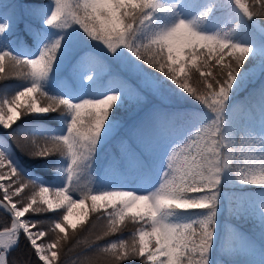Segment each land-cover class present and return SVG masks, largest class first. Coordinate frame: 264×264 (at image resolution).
<instances>
[{
	"label": "snow or ice",
	"instance_id": "snow-or-ice-1",
	"mask_svg": "<svg viewBox=\"0 0 264 264\" xmlns=\"http://www.w3.org/2000/svg\"><path fill=\"white\" fill-rule=\"evenodd\" d=\"M233 3L249 20L264 18V0ZM181 8L192 12V18H182ZM227 11L226 0H33L0 12V36L7 39L22 23L39 45L34 56L0 51V82L30 81L0 99V127L11 130L30 159L59 155L69 161L63 185L47 184L21 169L6 141H0V212L9 221L0 231V264H31L15 255L22 239L42 264H63V250L79 242L71 217L79 215L83 222L90 212L105 220L106 228L89 250L109 257L112 264H210L225 174L264 189V28L256 49L234 41L228 32L208 34L197 28L210 15L219 19ZM157 13L175 14L177 20L145 35ZM74 25L79 26L75 36L63 31ZM65 50L77 53L69 74H84L95 86L78 101L44 88ZM254 56L259 63L250 59ZM257 76L259 133L252 127L255 117L245 119L254 108L231 104L242 83ZM187 98L206 111L179 113L188 120L177 123L172 109ZM125 107L147 111L125 123L117 116ZM57 111L70 116L64 135L37 138L21 123ZM110 142L119 154H109L98 181L105 186L97 188L93 165L98 149ZM153 169L158 179L150 190L144 191L143 184L129 188L127 174ZM261 196L264 192L248 207L264 227ZM58 209H63L59 218L47 229L41 227V214ZM189 209L204 214L175 219ZM236 210L245 209L241 205ZM128 222L136 225L129 239L98 243L120 233ZM228 247L256 254L247 241Z\"/></svg>",
	"mask_w": 264,
	"mask_h": 264
},
{
	"label": "trees",
	"instance_id": "trees-1",
	"mask_svg": "<svg viewBox=\"0 0 264 264\" xmlns=\"http://www.w3.org/2000/svg\"><path fill=\"white\" fill-rule=\"evenodd\" d=\"M3 0H0V5H4L0 12L8 13L11 5L15 4L18 6H27L33 3V0H9V2L2 4ZM45 4H50V0H43ZM228 7L233 10L232 26L230 28L232 39H248L260 38V29L264 28V18L254 17L249 20L244 14L235 6L233 0H226ZM164 13H157L153 20L150 22L148 27L145 29V35H148L160 28ZM214 15H211L206 20H214ZM213 22V21H212ZM79 30V26L74 25L72 28L66 29L64 32L72 33L73 36L76 35V31ZM52 33L57 32L56 29L51 30ZM8 49L13 54L17 56H33L39 51V46L34 38V36L24 28L21 23L17 26V32L7 39L0 36V51ZM65 53L64 56H61ZM58 57L57 64L59 60L67 61L72 65V62L77 53L69 52L67 50L62 51ZM69 58V59H68ZM253 59V63H259L260 58H250ZM7 64V61H6ZM56 64V66H57ZM247 67H252L248 65ZM7 71V68H6ZM67 72V73H66ZM63 73L58 67L54 68L53 73L49 76L48 80L44 82V88L49 94L54 96H62L65 98L79 97L82 93L78 83L75 81V77L71 76L68 71ZM30 84L28 80H22L18 78H9L8 80L0 82V99L5 96L14 95L15 92L22 89V87ZM261 80L257 76L251 79L250 77L246 79L241 87L234 93L231 104L242 106L249 98H256L259 95ZM95 87V86H93ZM182 103H187V112L203 110L198 102H195L191 98H187ZM187 107H177V112L184 111L182 108ZM143 109V108H142ZM140 109V110H142ZM140 110L134 108H122L118 113V119L125 123L134 121L136 113ZM67 114H62L61 112H51L46 115H33L26 117L22 124L27 126L29 134L37 137L43 138L45 136L52 135H64L65 133V118ZM19 123V121L17 122ZM16 127V125H13ZM0 141H6L5 147L8 148L11 158L15 163L27 173L32 174V177H39L44 183L55 184L56 186H62L65 180V174L63 169L65 168L66 158L59 155L48 157L46 159H30L22 148L19 146L16 137L11 133L10 129H4L0 127ZM119 154V149L116 147L115 142L107 143L100 147L97 152V158L93 165L94 171L91 173L93 177L96 178L97 183L95 187L100 188L105 185L100 184L99 178L103 175L104 168L107 163L109 154ZM57 168L60 171H56L53 168ZM133 173L127 174L125 177L127 180L132 179ZM231 176H234L230 173ZM31 178V177H30ZM229 181H224L221 185V198L219 211L217 213V225L216 229L221 222L229 219L230 211L237 209L239 206L243 205V211H237L239 214V220L236 221L240 232L253 241L255 244L261 246L264 250V227L261 226L260 221L251 219V209L248 208L244 203L238 199V196L243 198V192H246L251 197H257L258 194L264 192L258 186L240 184L235 181V179L227 177ZM234 184V185H233ZM0 197H2V191H0ZM261 196L260 198H263ZM63 209H58L56 211H50L48 213L41 214L39 217L44 223L41 227L47 229L51 222H54L59 218L60 213ZM191 210H182L179 212L180 215L190 214ZM97 214L90 212L88 218L84 219L83 222L77 225V233L79 234V242L72 243L70 247H66L63 250V255L60 256V260L63 264H87L89 260L93 261V264H112L109 257L98 256L94 252L89 250V243L96 242L95 237L103 233L106 228V221L101 219L97 220ZM9 224L7 216L0 212V230L7 227ZM91 226L87 231H82L83 228ZM136 225L128 222L127 227H124L120 233L114 234L112 236L106 237L104 240L99 241L103 245L106 241H114L118 239H129L132 232L135 230ZM219 236L216 235L213 243V251L210 257V264H217L219 260L226 259L230 261L231 264H251L250 258H243L232 252L223 251L221 247L217 245ZM15 255L19 258L28 260L31 264H42L38 261V258L33 255L30 246L23 239L20 241V245L17 249ZM138 264V262H135Z\"/></svg>",
	"mask_w": 264,
	"mask_h": 264
},
{
	"label": "rangeland",
	"instance_id": "rangeland-1",
	"mask_svg": "<svg viewBox=\"0 0 264 264\" xmlns=\"http://www.w3.org/2000/svg\"><path fill=\"white\" fill-rule=\"evenodd\" d=\"M1 2H2V4H5V3L9 2V0H3ZM166 2H170V0H166ZM203 3L209 4V3H211V0H203ZM179 15L182 18L188 20V19L192 18L193 13L190 11H189V13H185L184 9H182V10H179ZM232 19H233V10L231 9V7H228V11H227V14L225 16L220 17L219 19L217 18L215 21L211 20V19L202 21L197 25V28H198V30H201V31L208 33V34H214L216 32H222V33L228 32V33H230L231 32L230 28L232 26ZM176 20H177V16L175 14L164 13V16H163V19H162V22H161L159 29H165V28L171 27L176 22ZM57 31H60V30H57ZM63 31H66V30H63ZM231 37H232V35H231ZM235 41H238V42L243 43V44L251 45L254 47V49L259 48V46H260V38H258V39H254V38L236 39ZM64 54L65 53H62L61 56H64ZM253 58H260V57L254 56ZM67 61L59 60L56 68L58 67V69H61L63 71V73H65L66 71H68V73H69V69L71 68V64L68 63ZM75 78H76L75 81L78 83L82 94L77 98L74 97V98H70V99H72L74 101H78V100L88 96L94 85H92V83L90 81H87L86 75H84V74H81L80 76L75 77ZM27 86H29V85H27ZM27 86H24V87H27ZM24 87H22V88H24ZM259 103H260L259 97H256L255 99L252 98V99L248 100V102H245V104L242 106V107L254 108V110H255L254 113H252L251 111L246 113L245 119H248L249 117H252V116L255 117V119L252 121V127L254 128L255 132H257V133H259L262 130L261 129V122L259 119ZM187 105H188L187 103H181L172 109V111L174 113H177V115L175 116V120L177 123H185L188 120L187 116L181 117L179 115V113H186L187 112V109H188ZM182 106L187 107V108H182L184 111L177 112V107H182ZM188 106H190V105H188ZM200 106L203 107L202 105H200ZM146 111H147V107L140 110L138 113H136L134 120L142 117ZM198 111L202 112V111H206V110L203 109V110H198ZM69 120H70V116L67 115V117L65 118L66 122H65V126H64V129H65L64 133H66V131H67V125H68ZM68 163H69V161L66 159V161L64 163L65 168L67 167ZM227 177L233 178V179H235L236 182L243 184L240 181H238L235 178V176H231L230 172L225 174L224 181H226V182L229 181ZM157 179H158V173L153 169L151 172H149L147 174H141V173L134 172L132 179H129L127 181H128L130 189L136 187V185H138V184H143V186H144L143 190L148 191V190H150L149 186L152 184L153 181H155ZM242 195H243V198L238 196V199H240L241 202L244 203L247 207L250 204L251 200L256 198V197H251L246 192H243ZM262 199H264V197ZM248 208H250V207H248ZM190 210H191L190 214L180 215L178 213L176 215L175 219L186 221V220L194 219L198 215L204 214V210L189 209V211ZM76 211L79 212V210H76ZM185 211H188V210H185ZM229 214H230L229 219L221 222L216 229V235L219 236L218 241H217V245L219 247H221V249L223 251L225 250L226 252H232V253L239 255L243 258H250L252 261L251 264H261V262L264 261V250L261 248V246L255 244L253 241H251L250 239L245 237L240 232V229L236 223V221L239 220V214L236 212V209H234L233 211H230ZM251 214H252L251 219L260 221V217L252 209H251ZM71 219L73 220V222H77V225L81 223V222H79L81 219L79 215L74 214L73 217H71ZM234 236L238 237L239 239L234 238ZM241 240L247 241V242H250L251 244H253L255 249H256V254L255 255H249L248 253L243 252V251H229V247H228L229 243H231L232 248L235 249ZM217 264H231V263H230V261L223 259V260H219L217 262Z\"/></svg>",
	"mask_w": 264,
	"mask_h": 264
},
{
	"label": "bare ground",
	"instance_id": "bare-ground-1",
	"mask_svg": "<svg viewBox=\"0 0 264 264\" xmlns=\"http://www.w3.org/2000/svg\"><path fill=\"white\" fill-rule=\"evenodd\" d=\"M182 9H184V12H185V13H189V11H188L187 9H185V8H181L180 10H182Z\"/></svg>",
	"mask_w": 264,
	"mask_h": 264
},
{
	"label": "water",
	"instance_id": "water-1",
	"mask_svg": "<svg viewBox=\"0 0 264 264\" xmlns=\"http://www.w3.org/2000/svg\"><path fill=\"white\" fill-rule=\"evenodd\" d=\"M3 230V229H2ZM2 230H0V231H2Z\"/></svg>",
	"mask_w": 264,
	"mask_h": 264
}]
</instances>
